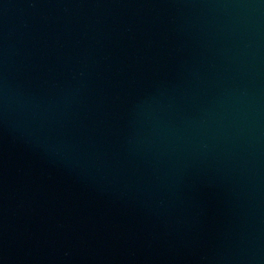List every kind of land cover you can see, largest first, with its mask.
I'll return each instance as SVG.
<instances>
[{
	"label": "water",
	"instance_id": "obj_1",
	"mask_svg": "<svg viewBox=\"0 0 264 264\" xmlns=\"http://www.w3.org/2000/svg\"><path fill=\"white\" fill-rule=\"evenodd\" d=\"M0 264H264V0H0Z\"/></svg>",
	"mask_w": 264,
	"mask_h": 264
}]
</instances>
